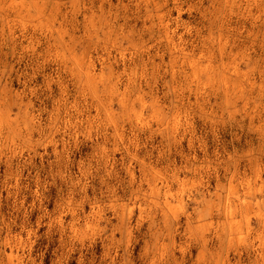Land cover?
<instances>
[{
  "label": "rangeland",
  "instance_id": "1",
  "mask_svg": "<svg viewBox=\"0 0 264 264\" xmlns=\"http://www.w3.org/2000/svg\"><path fill=\"white\" fill-rule=\"evenodd\" d=\"M0 264H264V0H0Z\"/></svg>",
  "mask_w": 264,
  "mask_h": 264
}]
</instances>
